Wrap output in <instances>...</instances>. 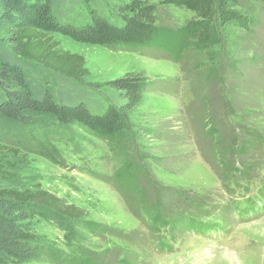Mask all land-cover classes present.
<instances>
[{
  "label": "rangeland",
  "instance_id": "1",
  "mask_svg": "<svg viewBox=\"0 0 264 264\" xmlns=\"http://www.w3.org/2000/svg\"><path fill=\"white\" fill-rule=\"evenodd\" d=\"M153 3L164 29L183 28L194 17ZM237 11L241 25L222 24L216 12L209 48L188 49L179 60L159 49L91 46L51 35L58 49L85 59L87 83L103 86L128 72H143L147 82L141 105L120 122L117 147L85 128L5 141L0 187L39 186L84 213L66 230L37 219L35 234L47 254L31 264H264V202L254 198L264 201V6L242 2ZM104 17L119 24L107 12ZM71 20L86 24L78 8ZM128 168L135 170L131 189L116 180ZM249 196L242 215L256 218L237 220L232 206ZM154 207L178 217L179 228L151 230ZM205 216L227 226L222 242L186 228ZM162 241L171 248L158 251Z\"/></svg>",
  "mask_w": 264,
  "mask_h": 264
},
{
  "label": "trees",
  "instance_id": "2",
  "mask_svg": "<svg viewBox=\"0 0 264 264\" xmlns=\"http://www.w3.org/2000/svg\"><path fill=\"white\" fill-rule=\"evenodd\" d=\"M154 1L161 7L184 8L194 17L183 28L164 29L157 24ZM242 2L264 6V0H0V156L9 139L72 128H85L117 147L122 118H128L142 103L147 82L143 72H128L103 86L87 83L90 73L85 59L58 49L51 35L91 46L159 49L179 60L188 49L201 52L209 48L215 36L216 12L222 24L233 21L241 25L237 10ZM76 8L85 15L86 24L72 22ZM104 12L119 24L110 23ZM218 157L226 165V158ZM119 174L118 184L131 189L135 170L128 168ZM143 208L151 210L149 205ZM152 210L151 230L179 228L178 217H164L155 207ZM83 216L81 209L39 186L34 191L0 187V264L44 260L47 249L37 241V219L63 224L66 230L67 223L73 227ZM196 220L195 228L191 224L186 228L198 230L201 220Z\"/></svg>",
  "mask_w": 264,
  "mask_h": 264
},
{
  "label": "bare ground",
  "instance_id": "3",
  "mask_svg": "<svg viewBox=\"0 0 264 264\" xmlns=\"http://www.w3.org/2000/svg\"><path fill=\"white\" fill-rule=\"evenodd\" d=\"M195 205H196V204H195ZM197 206H198V204H197ZM200 207H201V206H200ZM201 208H202V207H201ZM205 217H207V216H205ZM184 219H188V218H184ZM191 226L195 228V227H196V224H191ZM189 230H191V229H189ZM173 232H174V230H171V229H170V233H173ZM231 252H233V251H231ZM231 258H232V257H230V259H231Z\"/></svg>",
  "mask_w": 264,
  "mask_h": 264
}]
</instances>
